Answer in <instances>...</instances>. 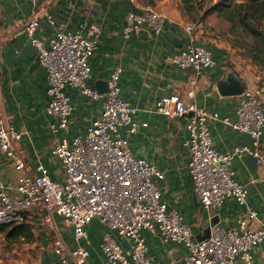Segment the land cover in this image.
I'll list each match as a JSON object with an SVG mask.
<instances>
[{
  "label": "built area",
  "instance_id": "1",
  "mask_svg": "<svg viewBox=\"0 0 264 264\" xmlns=\"http://www.w3.org/2000/svg\"><path fill=\"white\" fill-rule=\"evenodd\" d=\"M115 1L130 3L123 28L126 39L139 28H147L155 35L165 29L168 18L154 4ZM44 16L55 23L49 11ZM40 19L39 13L32 14L23 32L47 74V111L54 117L51 131L59 133L69 127L74 106L66 87L101 100L103 109L86 132L63 136L56 144L54 154L62 164L63 181L54 180L42 164L36 174H31L27 151L20 145L22 133L15 129L3 108L0 77V157L5 156L19 172L14 193L0 181V226L28 222L40 225L47 232L60 264H90V250L82 242H90L87 226L93 220L106 227L99 245L104 255L102 264H153L144 230L158 235L165 244L176 243L186 248L181 261L169 264H236L238 259L252 264L253 249L264 241V223L257 229L250 227V219L256 218L250 207L238 227L215 224L209 237L199 240L184 215L162 199L155 179H165L164 173L154 163L137 156L131 147L130 137L147 123L134 118L136 108L121 95L123 67L118 66L111 73L107 92L101 93L89 85V60L99 47L100 30L95 27L89 35L81 30H59L44 39L37 35ZM187 31L188 40L173 62L194 71L190 99L179 94L164 96L157 100L156 109L169 117L189 118L185 140L190 154L187 167L194 195L202 206L207 210L221 209L228 198L245 205L249 186L236 178L232 164L246 153L258 161L263 159L259 149L264 135V93L261 88L246 87L239 95L236 118L224 119L233 129L250 135L254 149L237 146L220 152L211 130V121L219 115L193 101L194 88L204 70L216 65V59L198 37L195 23H190ZM2 174L0 169V177ZM58 218L63 219V226L71 228V244L65 239Z\"/></svg>",
  "mask_w": 264,
  "mask_h": 264
},
{
  "label": "crops",
  "instance_id": "2",
  "mask_svg": "<svg viewBox=\"0 0 264 264\" xmlns=\"http://www.w3.org/2000/svg\"><path fill=\"white\" fill-rule=\"evenodd\" d=\"M217 1V0H216ZM167 0H157L158 6ZM139 0V4H144ZM156 6V5H155ZM157 7V6H156ZM129 2L115 0H0V77L3 108L15 129L22 133L20 145L28 154V173L36 174L37 167L44 165L51 177L63 181L64 170L54 148L63 136L73 137L87 131L102 114V101L83 95L72 87L65 91L71 98L74 112L67 130L53 133L50 124L54 117L48 113V80L45 69L39 64L37 51L23 28L34 13L41 15L37 35L49 39L57 31H83L89 35L93 28L100 30L98 49L90 57L92 77L89 85L97 89L118 66L123 67L121 95L136 108L134 118L141 125L130 137L134 153L157 165L165 179L155 182L162 191V199L169 207L179 210L185 221L192 226L194 237L199 239L211 226L213 219L226 228L238 227L240 219L247 216V207L256 212L249 225L257 229L264 223V135L260 143L262 161L246 153L233 161L236 178L249 186L247 202L241 205L233 198L226 199L221 209H205L193 192L188 172L189 150L185 146L188 137V117H169L157 111L156 102L164 96L179 94L189 100L192 89V69H182L173 62L188 40L187 26L195 23L200 40L213 52L216 65L205 69L194 88L193 101L218 119L211 121L215 147L220 152H229L237 146L254 149L252 138L229 126L224 119L236 118L239 95H223L219 85L232 77L240 79L247 88L251 87L236 73L242 70L238 59H232V47L226 43L230 25L218 18L216 13L208 15L202 22H194L180 13L167 17V24L160 35L142 38L135 32L131 38L123 35ZM158 9V7H157ZM49 11L55 20L51 24L44 16ZM224 36V37H223ZM98 90V89H97ZM264 93V88L262 89ZM3 181L14 193L19 172L5 157H0ZM62 225L63 219L58 218ZM36 235L41 234L45 251L42 264H60L51 248L47 232L31 222ZM37 227V230L34 227ZM63 235L68 243L73 242L72 230L63 226ZM90 242H82L90 250V264H102L104 255L99 245L106 227L98 220L87 226ZM148 255L153 264H169L181 261L186 248L181 244H165L158 235L144 230ZM118 240L125 244L123 239ZM236 264H246L238 259ZM252 264H264V241L253 249Z\"/></svg>",
  "mask_w": 264,
  "mask_h": 264
},
{
  "label": "rangeland",
  "instance_id": "3",
  "mask_svg": "<svg viewBox=\"0 0 264 264\" xmlns=\"http://www.w3.org/2000/svg\"><path fill=\"white\" fill-rule=\"evenodd\" d=\"M158 10L171 17L174 13H180L194 21L196 16L208 17L216 13L212 12L207 15L206 11L217 3L216 0H167L164 4L158 6L157 0H153ZM217 14V13H216ZM204 18V20H205ZM219 18V17H218ZM203 20V21H204ZM226 21L225 19H222ZM202 22V21H201ZM224 37V36H223ZM226 43L231 47L232 59H238L241 63L242 70L236 73L243 75L241 78L251 87L264 88V67L258 66L253 61V56L248 53L245 43L248 42L245 37L239 41L230 32L225 36ZM37 230V227H34ZM11 226L0 228V264H42V255L45 251V245L42 242L41 234L37 231L35 238L28 241L26 238H15L11 236Z\"/></svg>",
  "mask_w": 264,
  "mask_h": 264
},
{
  "label": "trees",
  "instance_id": "4",
  "mask_svg": "<svg viewBox=\"0 0 264 264\" xmlns=\"http://www.w3.org/2000/svg\"><path fill=\"white\" fill-rule=\"evenodd\" d=\"M145 3H153V0H144ZM213 1V0H211ZM216 12L220 19H225L229 25V32L238 41L245 37L248 42L245 48L253 61L264 67V0H217L206 14ZM194 22H201L205 17L196 16ZM11 226V236L26 238L32 241L35 238L33 224L31 222L21 224L2 225L0 228Z\"/></svg>",
  "mask_w": 264,
  "mask_h": 264
},
{
  "label": "water",
  "instance_id": "5",
  "mask_svg": "<svg viewBox=\"0 0 264 264\" xmlns=\"http://www.w3.org/2000/svg\"><path fill=\"white\" fill-rule=\"evenodd\" d=\"M138 35H140L144 39H148L152 37L151 30L147 28H139L137 31ZM246 88V85L237 77H232L229 82H223L219 85V90L223 95H241ZM97 89L99 92L104 93L108 91V82L106 81L104 84L100 81L97 84ZM218 220L213 219L211 222V226L217 224ZM211 226L208 227L199 240H203L210 235Z\"/></svg>",
  "mask_w": 264,
  "mask_h": 264
}]
</instances>
